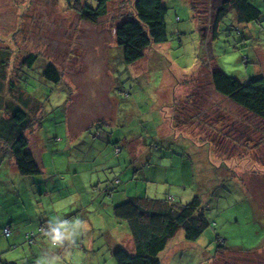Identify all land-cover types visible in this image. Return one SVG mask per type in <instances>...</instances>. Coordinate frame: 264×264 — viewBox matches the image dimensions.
I'll list each match as a JSON object with an SVG mask.
<instances>
[{
    "label": "rangeland",
    "instance_id": "obj_1",
    "mask_svg": "<svg viewBox=\"0 0 264 264\" xmlns=\"http://www.w3.org/2000/svg\"><path fill=\"white\" fill-rule=\"evenodd\" d=\"M196 1L199 12L192 8L193 0H164L169 41L127 65L115 25L130 8L128 0L111 3L97 24L82 20L69 4L96 7L98 0H0V42L5 43L0 51L10 59L0 80L10 88L17 77L18 90L32 96L29 108L35 114H29L40 128L27 136L48 171L42 177L21 176L5 145L0 147L2 225L11 216L16 222L24 216L36 222L46 209L57 210V222L65 224L68 216L79 213L67 224L72 233L65 245L79 251L78 221L96 209L105 210L125 196L169 193L187 204L199 195L215 226L192 243L180 231L161 254L163 264H264V119L218 94L211 83L216 69L244 84L264 77V0H252L261 12L259 22H239L229 12L216 37L217 0ZM29 53L40 58L33 72L22 67ZM48 63L59 70V85L41 80L40 70ZM0 95L8 98L7 93ZM117 117L114 125L87 129ZM125 138L129 142L117 155L113 144ZM117 175L120 185L114 183ZM80 180L86 186L77 192L74 185ZM106 190L113 195L106 196ZM64 204L69 206L61 209ZM119 234L113 230V236ZM14 235H4L7 242H0V264L84 260L72 252L57 254L59 249L49 243L31 247L24 233L23 245H9ZM218 236L228 251L215 259ZM106 249L102 245V252L85 264H112ZM173 252L177 254L170 263L164 257Z\"/></svg>",
    "mask_w": 264,
    "mask_h": 264
},
{
    "label": "trees",
    "instance_id": "obj_2",
    "mask_svg": "<svg viewBox=\"0 0 264 264\" xmlns=\"http://www.w3.org/2000/svg\"><path fill=\"white\" fill-rule=\"evenodd\" d=\"M117 1L123 0H98L96 7L81 5L80 3L72 6L69 4V10L75 12L82 20L97 24L107 14L109 5ZM128 1L130 8L120 23L115 25V39L117 45L123 49L124 62L127 65H132L144 59L145 52L151 47L169 41L167 22L169 9L164 5V0ZM194 1L192 8L199 12L198 3ZM216 3L218 5L213 16V37L217 36L219 26L229 12L236 13L238 21L243 23L259 22L261 19V12L252 3V0H217ZM0 44L5 43L0 42ZM6 56L8 55L4 51H0V78L2 77L1 68L10 66V59L9 57L7 59ZM39 59L33 53L25 55L22 59L23 70L35 71ZM40 76L42 81L56 85H59L63 80L59 70L52 63L41 68ZM211 83L218 94L233 101L252 115L264 119V77L253 79L244 84L238 78L216 69L211 74ZM17 85V77L16 83L13 82L10 88L5 87L0 80V93L8 94L6 99L0 95V147L5 145L3 146L6 147V152L14 159V167L21 176L42 177L44 175L43 163L39 160V156L31 150L27 136L29 130L34 128L37 130L40 125L39 122L33 120L35 117L32 118L29 114H35L29 108L32 96L24 90L19 91ZM150 121H152L151 118ZM107 124L109 123L101 121L96 126L103 128ZM126 141L127 138L122 143H118V141L114 143V152L117 155L123 153V145ZM253 172L257 176L263 175L261 172L254 170ZM251 175L254 176L253 173ZM114 183L121 184L118 175L115 176ZM108 192L111 193L108 196L114 193L113 190H108ZM108 209L111 211L113 219L127 225L134 242L132 252L123 244L112 248L108 243H102L99 249L102 252V245L105 244L106 251L111 253L110 258L114 259L113 263L111 259L109 260V263L111 261L112 264H163L161 254L170 246L180 231L183 232L184 239L192 243L199 241L210 227L215 226L209 220L203 200L199 195H195L193 200L187 204L175 201L169 193L155 197L125 196L121 202H112ZM8 227L10 228V226ZM47 230H49L48 227H39L37 231H34L33 241L35 242L36 236L40 233L52 248L60 249L63 247L62 254L69 239L64 237L61 230L45 234ZM57 234H59V238ZM222 238V236L217 237L220 247L215 259L220 253L225 254L228 251ZM173 253H171L173 256L167 255V259L166 256L164 259L171 263L177 254ZM81 262L79 261V263Z\"/></svg>",
    "mask_w": 264,
    "mask_h": 264
},
{
    "label": "crops",
    "instance_id": "obj_3",
    "mask_svg": "<svg viewBox=\"0 0 264 264\" xmlns=\"http://www.w3.org/2000/svg\"><path fill=\"white\" fill-rule=\"evenodd\" d=\"M118 117L116 119L110 121L108 125H114L115 122L117 121ZM96 125L91 123L87 126L88 127L87 129H92L94 127H98ZM106 127H108V126H106ZM99 136L101 137V134ZM104 136H106V133H104L102 138H104ZM100 137H98V138L100 139ZM101 140H102V144L105 146V144H106L104 141L105 139H101ZM97 141H98V139L96 140V142ZM113 146H114V144H113ZM124 146L125 145H123V147ZM106 148L107 147L105 146V151H106ZM41 153H43V151H41ZM107 164L109 165V163H107ZM104 165L106 166V164H104ZM107 167H108V171H109V168H111V167L110 166H107ZM42 168L44 170L43 176H45V174H47V172H48L45 164H42ZM113 173H115V172L113 171ZM93 180H94L93 178H90V181H92L90 184V187H92V188L94 187L92 185L94 183ZM74 186H76V190L78 192L79 190L82 191V189L85 188L86 185H85L83 180H80V181H77ZM48 190H51V189H48ZM106 192H107L106 196L111 194L108 192V190H106ZM81 193L83 195H88L90 193V191H87V193H83V192H81ZM126 197H128V196H126ZM68 206L69 205L65 206V204H64V207H62L61 209H64V208L66 209ZM109 206L110 205L106 206L105 210L96 209L98 212L94 210L92 214L88 213L90 215V217L87 218V220L84 219V220L78 221L81 225V230H82L81 239L78 240L80 242L79 243V251H77L76 248L70 249L69 247L65 246L63 253H65L67 256L72 252L73 257L78 258L79 256H81V257H83L84 260H72L71 264H85L87 261L90 260L91 257H93V254L99 255L100 254L99 253L100 252L99 247L102 243H104V242H102V241H104L102 238L107 239V242L106 241L105 242L108 243L110 245V247H112V248L114 246L123 244L124 246H126L129 249L130 252L133 251L134 242H133L132 237L129 234L127 225L125 223H121V222H119V221H117L111 217L112 213L108 209ZM108 213H111V214H108ZM78 214L79 213L72 214V215L68 216L67 217V221H68L67 224H72L73 219L78 218ZM57 219H61V215L58 214L57 210H54V212L50 213L47 209L45 212H40L37 215V218H36L37 221L36 222L30 223L28 216H24L21 220L16 222V220L11 216L10 222L8 221V222L4 223V225H2L1 222H3V220L1 219L0 220V234H1L0 235V242H5V243L7 242V241H4V239H3L4 238V232L3 231L8 226H10L11 234H13L14 232L16 234L11 239V242L8 241V244L13 243L14 245H21L22 244V242H21L22 241L21 240L22 233L27 235L30 230H32L33 232L37 231L38 228L41 226L49 228V230H47L45 232V234L50 233L51 231L61 230L64 237L66 239H69V232L72 233L71 228H69V226L67 224L62 223L61 222L62 220L58 223ZM63 225L65 226V228L63 227ZM85 226H86V228L83 229V227H85ZM14 228H15V230H14ZM113 230H117L118 233L120 232L123 234L121 235V237H120V234H119V236H113L112 235ZM11 234H10V236H11ZM39 236L44 237L43 235H40V233H39L35 238V242L29 244L31 247L32 246H39V248H40V246L44 247V244L48 243L47 240L43 241V243H41V242L39 243L37 241ZM73 241H75L74 236H73ZM25 242L28 243L26 240H25ZM72 245H73V242H72ZM62 248L63 247H61L59 250L56 248H53V250H58V252H57V254H58V253L62 252V250H63ZM0 249H2V248H0ZM79 261L80 262L83 261V262L79 263ZM0 262H1V259H0ZM262 262H264L263 259H262ZM94 264H96V262Z\"/></svg>",
    "mask_w": 264,
    "mask_h": 264
},
{
    "label": "built area",
    "instance_id": "obj_4",
    "mask_svg": "<svg viewBox=\"0 0 264 264\" xmlns=\"http://www.w3.org/2000/svg\"><path fill=\"white\" fill-rule=\"evenodd\" d=\"M4 234H6L7 236H10V234H11V230H10V228L9 227H7L5 230H4ZM34 232H32V233H28L27 235H26V238H27V240L29 241V243H33L34 241H33V238H34Z\"/></svg>",
    "mask_w": 264,
    "mask_h": 264
},
{
    "label": "clouds",
    "instance_id": "obj_5",
    "mask_svg": "<svg viewBox=\"0 0 264 264\" xmlns=\"http://www.w3.org/2000/svg\"><path fill=\"white\" fill-rule=\"evenodd\" d=\"M57 237L59 238V234H57Z\"/></svg>",
    "mask_w": 264,
    "mask_h": 264
}]
</instances>
